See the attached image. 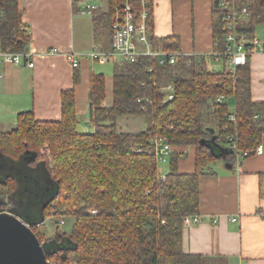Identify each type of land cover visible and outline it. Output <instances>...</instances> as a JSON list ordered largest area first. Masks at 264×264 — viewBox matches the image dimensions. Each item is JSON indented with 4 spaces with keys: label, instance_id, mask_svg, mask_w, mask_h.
<instances>
[{
    "label": "trees",
    "instance_id": "16d2710c",
    "mask_svg": "<svg viewBox=\"0 0 264 264\" xmlns=\"http://www.w3.org/2000/svg\"><path fill=\"white\" fill-rule=\"evenodd\" d=\"M102 1L105 9L96 8L91 16L94 42L102 50L111 49L113 12L127 1L139 19L144 1L152 48L181 52L178 35L154 34V0ZM222 1L228 0H211L210 6L214 52L225 49L229 6H221ZM235 3L239 9L248 7L237 30L254 38L255 26L264 25V0ZM30 39L17 0H0L1 49L24 53ZM250 57L232 71L222 56L216 71L198 54H180L173 64L140 55L135 62L113 65L110 107L102 104L104 75H90L91 132L77 129L74 89L61 91L60 120H38L33 111H24L16 115L13 129L0 131L2 155L18 160L30 151L34 162L47 166L56 181L43 217L73 218L69 233L58 232L50 240L42 239L36 229L39 223L28 224L43 245L47 264H227L220 256L185 253L182 220L198 214L199 176L209 173L216 160L207 147L198 146L200 139L213 135L207 128H213L216 141L223 137L221 143L235 153L247 151L249 156L261 144L264 101L251 100ZM73 79L77 84L79 71H74ZM167 85H172L171 100L160 90ZM218 95H224L220 103L215 101ZM228 97L233 110L228 108ZM124 115L149 116L151 124L138 132H121L116 119ZM153 135L164 137L173 148L163 175L150 143ZM188 146L194 149L193 170L181 172L179 161ZM14 190L13 177L0 179V209L12 205L3 204V197ZM259 195L264 197V173Z\"/></svg>",
    "mask_w": 264,
    "mask_h": 264
},
{
    "label": "crops",
    "instance_id": "0c3cea01",
    "mask_svg": "<svg viewBox=\"0 0 264 264\" xmlns=\"http://www.w3.org/2000/svg\"><path fill=\"white\" fill-rule=\"evenodd\" d=\"M88 1L17 0L31 38L26 53L33 66L25 59L19 64L0 63V131L13 129L16 115L24 111H33L38 120H60V94L66 89L75 92L77 129L92 131L89 89L97 61L87 55L96 46L92 14L82 13L83 3ZM210 6L211 0H154L153 32L178 35L183 53L204 56L207 65L216 70L208 62L213 58L220 64L211 56ZM70 52L79 58L76 68L67 58ZM75 70L79 71L77 84L73 82ZM250 96L253 102L264 101V51L258 47L250 57ZM102 104L111 106L105 101ZM260 145L261 154L243 157L236 152L226 160L231 168L219 164L199 176L200 220L182 229L185 253L220 256L227 264H264V197L259 195L264 135ZM0 159L4 161L0 179L12 177L11 167L14 169L17 159L1 153ZM179 170L191 172L193 160L180 159Z\"/></svg>",
    "mask_w": 264,
    "mask_h": 264
},
{
    "label": "built area",
    "instance_id": "2783aa9c",
    "mask_svg": "<svg viewBox=\"0 0 264 264\" xmlns=\"http://www.w3.org/2000/svg\"><path fill=\"white\" fill-rule=\"evenodd\" d=\"M146 3L142 1L141 15L138 19L136 13L132 10L131 5L125 1L123 6L119 7L113 12L111 23V49L102 50L95 46L87 55L92 61L97 62H112L114 64L123 62H135L140 55L150 56L155 58L159 64L165 62L173 64L181 52H168L163 50H155L149 40V28L146 22L147 11L145 9ZM221 6L228 5L229 10L226 13V28L225 34V49L223 51L212 52L211 56L216 60L224 56L226 58V65L232 71L238 65L246 63L248 55L259 50L264 51V41H259L256 37L250 39L245 33L237 30V24L240 20L247 17V6L238 8L235 0L222 1ZM100 7L97 0H89L83 3L82 13L92 14L93 10ZM253 47V48H252ZM56 49H54L55 51ZM29 54L26 52L18 53L12 52L9 49H0V63L19 64L25 59L29 67L33 66L32 61H28ZM73 68L79 64V58L70 52L67 55ZM211 69L210 66H208ZM213 70V69H211ZM160 90L165 93L166 100L173 98L172 85L162 86ZM224 95H218L215 98L216 103L222 102ZM230 120L234 121V116H230ZM150 143L154 147V154L157 162L168 161L173 148L169 141L162 136L153 135L150 138ZM252 153L261 154L262 146L259 144ZM249 153L244 151L241 153L246 157ZM198 215H186L182 220L183 227L189 226L193 223L199 222ZM235 220V218H232ZM63 223V220L60 221ZM37 225L36 227H38Z\"/></svg>",
    "mask_w": 264,
    "mask_h": 264
},
{
    "label": "rangeland",
    "instance_id": "374dc122",
    "mask_svg": "<svg viewBox=\"0 0 264 264\" xmlns=\"http://www.w3.org/2000/svg\"><path fill=\"white\" fill-rule=\"evenodd\" d=\"M97 2L101 3L103 9H105L104 1L97 0ZM85 17L89 18L88 16ZM255 36L259 41H264V25L258 24L255 26ZM208 62L210 65L212 64L216 67V71L219 70L218 66L221 65V62L220 64L216 63L213 58H209ZM94 64V72L104 75V101L108 105H111L112 69L114 63L99 61ZM227 102L229 110H233V100L228 97ZM116 124L118 130L121 132H138L145 130L151 124V119L149 116L124 115L116 119ZM78 130L80 132H85L82 131V129ZM223 139V137H220L218 141L222 142ZM185 150L187 151V155H185L183 159L188 157L190 161L193 160L194 149L188 146ZM3 162L0 159V173L4 170V167L1 166ZM219 164L223 165L224 163L222 160L216 159L214 162L210 163L209 167L216 169ZM157 169L160 174H165L169 169V162L157 163ZM10 173L13 174L12 177L15 181V190L12 192L15 207L12 204L8 207V210L12 214L22 217L23 220L30 225L39 223L40 225L36 227V229L41 232L42 239H53L58 232L69 233L73 218H61L53 215L43 217V206L54 196L57 188L56 181L51 177L49 168L42 162L19 159L16 160L14 169L11 167ZM10 195L7 194L4 196L3 201H10ZM61 220H63V223H60Z\"/></svg>",
    "mask_w": 264,
    "mask_h": 264
},
{
    "label": "water",
    "instance_id": "95a60500",
    "mask_svg": "<svg viewBox=\"0 0 264 264\" xmlns=\"http://www.w3.org/2000/svg\"><path fill=\"white\" fill-rule=\"evenodd\" d=\"M207 129L213 135L209 139H200L198 146L207 147L216 159L224 162L225 167L231 168L232 165L226 160L229 155L234 158L235 151L216 141L217 136L214 135L213 128ZM213 147L218 148L217 154L213 152ZM35 158L33 153L26 151L20 159L34 161ZM10 200L15 207L12 193ZM6 202L3 201L4 204ZM0 264H47L46 253L38 237L22 217L12 214L7 208L0 209Z\"/></svg>",
    "mask_w": 264,
    "mask_h": 264
},
{
    "label": "flooded vegetation",
    "instance_id": "af4514ba",
    "mask_svg": "<svg viewBox=\"0 0 264 264\" xmlns=\"http://www.w3.org/2000/svg\"><path fill=\"white\" fill-rule=\"evenodd\" d=\"M57 245H58V242H55V246H57ZM55 246H54V247H55ZM58 247H59V246H58Z\"/></svg>",
    "mask_w": 264,
    "mask_h": 264
}]
</instances>
